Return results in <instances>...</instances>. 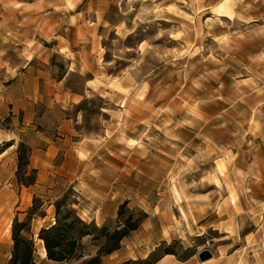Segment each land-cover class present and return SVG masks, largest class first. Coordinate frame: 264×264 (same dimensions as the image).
<instances>
[{
	"label": "rangeland",
	"instance_id": "obj_1",
	"mask_svg": "<svg viewBox=\"0 0 264 264\" xmlns=\"http://www.w3.org/2000/svg\"><path fill=\"white\" fill-rule=\"evenodd\" d=\"M139 3L145 5L136 8L141 20L130 32L112 31L102 41L109 77L125 80V88L112 86L123 99L91 95L68 114L79 135L75 141L111 140L105 173H116L115 150L125 146L127 187L141 191L138 198L127 192L131 199L124 201L136 217L146 214L140 230L101 264L111 256L120 264L151 255L157 260L168 249L174 264H264V26L237 19L231 0L217 7L210 0L128 4ZM62 192L53 204L64 201L61 218L74 210L95 224L80 217L86 202L75 185ZM158 199L164 214L153 215ZM49 206L38 199L37 216ZM120 224L117 216L101 227L112 232ZM92 232L82 238L76 233L74 255L59 264L96 257L106 239ZM203 250L213 258L202 263Z\"/></svg>",
	"mask_w": 264,
	"mask_h": 264
},
{
	"label": "crops",
	"instance_id": "obj_2",
	"mask_svg": "<svg viewBox=\"0 0 264 264\" xmlns=\"http://www.w3.org/2000/svg\"><path fill=\"white\" fill-rule=\"evenodd\" d=\"M221 1L210 0V6L217 7ZM231 1H235L237 19L264 26V0ZM130 2L0 0V264L12 257L15 219L27 220L35 198L50 206L44 216L32 218L31 230L25 235L35 242L37 263L59 264L47 259L38 235L56 223L53 204L63 189L76 186L86 202L78 208L80 217L98 227L117 218L121 204L131 199L127 192L140 197V189L127 187L125 146L115 150L116 173H105L101 166L112 160L107 154L113 151L111 140L102 136L100 140L75 141L79 135L74 118L68 115L91 95L106 99L115 94L113 85L125 88V80L111 78L106 71L102 41L112 31L130 32L141 20V9L136 8L145 5L130 6ZM114 97L123 99L121 91ZM20 143L31 150L28 174L37 171L36 183L30 187L17 180ZM60 156L63 161L59 162ZM149 193L142 197L151 196L152 191ZM163 207L158 199L153 215L164 214ZM161 239H168L165 230ZM110 259L112 256L105 258V264L122 262ZM174 262L173 255H165L156 264Z\"/></svg>",
	"mask_w": 264,
	"mask_h": 264
},
{
	"label": "trees",
	"instance_id": "obj_3",
	"mask_svg": "<svg viewBox=\"0 0 264 264\" xmlns=\"http://www.w3.org/2000/svg\"><path fill=\"white\" fill-rule=\"evenodd\" d=\"M99 99L101 101L103 100L101 97H99ZM87 102V99L83 101V103ZM30 156V148L24 143H20L18 147L17 180L20 185L26 187H30L36 183L37 171L33 170L31 174H28L27 171L30 163ZM37 203L38 199L35 198L27 220L20 222L16 219L14 221L12 230L14 244L9 264H38L34 259L36 252L35 242L25 235V232H30L32 218L37 215ZM55 207V225L49 228H43L39 234V239L44 242L47 259L53 262L69 261L78 247L79 240L73 238L74 235L78 233L80 238L94 235L92 232V228H94L96 231L101 232L102 237L106 239V243L100 249L96 257L83 264H101L102 257L118 251L121 248L123 239L136 231L146 218V214H141L139 217H136L134 212L129 211L128 204L125 202L120 206L118 211V219L121 224L114 231L110 232L104 226L98 228L95 224L83 222L74 210L66 212L64 217L61 218L64 201H58ZM165 255H175V253L168 249ZM152 256L153 255L146 260L129 261L125 264H156L161 259L160 257L157 260H152Z\"/></svg>",
	"mask_w": 264,
	"mask_h": 264
},
{
	"label": "water",
	"instance_id": "obj_4",
	"mask_svg": "<svg viewBox=\"0 0 264 264\" xmlns=\"http://www.w3.org/2000/svg\"><path fill=\"white\" fill-rule=\"evenodd\" d=\"M213 258V253L210 250H203L199 253V259L201 262L209 261Z\"/></svg>",
	"mask_w": 264,
	"mask_h": 264
}]
</instances>
